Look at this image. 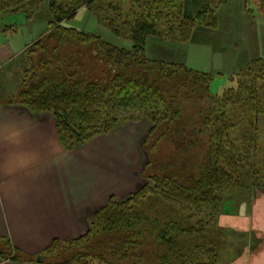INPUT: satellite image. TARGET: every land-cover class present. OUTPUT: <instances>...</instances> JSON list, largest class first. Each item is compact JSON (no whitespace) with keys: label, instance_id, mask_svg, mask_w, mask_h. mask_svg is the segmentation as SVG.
<instances>
[{"label":"trees","instance_id":"16d2710c","mask_svg":"<svg viewBox=\"0 0 264 264\" xmlns=\"http://www.w3.org/2000/svg\"><path fill=\"white\" fill-rule=\"evenodd\" d=\"M251 1L246 0L245 6L249 14H253L248 8ZM256 1L257 13L264 15V0ZM182 2L51 0L46 31L22 54L19 92L0 105L18 104L32 113L52 114L66 151L125 123L145 119L152 125L144 146L147 154L169 133L177 160L184 162L188 146L195 143L191 139L194 131L187 130L182 121L183 103L190 102L192 95L199 100L213 99L210 86L205 85L207 75L182 64L145 57L149 37L168 38L170 32L162 35L160 22L167 21L169 10H181ZM227 2L203 0L202 11L195 16L180 13L174 39L188 42L195 28L216 30L217 11ZM42 3L0 0V15L23 13L32 19ZM83 7L102 27L131 41L133 47L118 48L68 25ZM256 67L262 76L264 60ZM258 79L262 80L253 78L255 85H260ZM236 89L226 93L239 92L241 86ZM255 113L250 121L230 124L223 111L209 108L202 121L211 130L208 148L190 170L180 165L170 175L146 174L148 182L138 191L124 200L109 199L94 215L85 235L73 241L55 240L35 257L0 237V259L51 264L46 260L48 254L65 246L58 255L64 259L58 264H219L223 242L218 217L224 213L225 194L237 187L251 161L264 172V166L256 161L261 118L260 112ZM152 162L149 158L146 171Z\"/></svg>","mask_w":264,"mask_h":264},{"label":"rangeland","instance_id":"374dc122","mask_svg":"<svg viewBox=\"0 0 264 264\" xmlns=\"http://www.w3.org/2000/svg\"><path fill=\"white\" fill-rule=\"evenodd\" d=\"M50 1L43 0L39 11L32 19H27V16L23 13L7 12L0 15V39H2L0 43H7L13 52H16L27 48L37 40L46 31L47 24L51 18L49 11ZM238 1L230 0L226 5L220 7V10L218 9V26L216 30L208 31L203 28H195L191 39L182 43L174 39L178 33L182 18L180 13L195 16L203 8V0H183L181 10H169L170 16L167 21L160 22V27H162L161 34L170 32L167 35L168 38L154 36L147 39L145 44V57L147 59L182 64L193 71L207 75L205 85L210 86L213 99L211 101L207 99L199 100L196 95H192L190 102L183 103L186 110L183 113L182 121L184 125H187V130L194 131L191 139L195 143L192 146H188L187 159L184 162L177 160V156L174 154V151H176L175 144L170 139L172 136L169 133L163 132L164 136L161 137L163 139L157 143L158 146L154 151L147 154L144 146L152 125L145 119L124 124H132L134 130L139 127V131L143 135L139 144L140 152L136 153L133 151L131 153L129 169L135 173V181L132 184L134 189L129 195L138 191L148 182L144 176L153 174L170 175L172 174L171 171L178 169L180 165H186V169L190 170L197 164L198 158L208 148L211 130L210 128L207 129L202 121L206 111L212 107H216L221 112L223 111L226 120L230 124H237L242 119L250 121L252 113L260 112L258 116L261 118L259 120L261 123L258 127L260 133H257L259 154L256 161L259 162L260 167L264 166V74L261 76L258 71L259 68L256 67L259 60H264V15L257 13L256 0H252L248 7L253 9V14L247 13L246 7V13H242ZM68 25L85 33L99 36L104 42L118 48L129 50L133 47L131 41L115 35L108 28L102 27L97 22L95 15L84 7L80 9L75 19L68 22ZM22 57L23 55H19L15 60L3 65L2 69H0V91L2 92L4 89L7 92L5 96L0 97V103L10 98H16V94L19 92L20 87H17V85L20 86L21 83ZM95 71L99 72V67ZM256 76L262 78V80L258 79L260 85H255L253 81ZM238 84L241 86L239 92L230 95L226 93L228 92L227 89L237 90ZM143 127L147 128L146 134H143ZM113 131L98 137L106 136L113 133ZM173 132H171V135ZM111 143L115 144L116 148H120V144L114 138L111 139ZM186 144L188 145V143ZM149 158L154 163L152 162L150 170L146 171ZM250 164L246 167L244 175L243 173L241 174L242 176L240 175L237 187L225 194L223 205L224 212L237 213L240 210L241 214L248 215L247 219L252 218L250 213L254 201L258 198L264 199V172L261 168L254 166L252 161ZM119 170H124V168L117 166L116 171ZM254 172L257 175H254ZM124 192L128 194L129 189ZM126 194L125 197L119 200L126 199L129 196H126ZM237 222L238 226H241L244 230L247 228L245 217ZM220 232L223 242L222 250L224 245L235 249L245 245L246 242L252 244L251 233H248V236L245 235L247 239L244 235L241 236L239 234H232L229 239L226 236L227 231L225 229ZM64 249L65 246H62L59 249L56 248L55 252L48 254L47 262L51 264L62 262L64 257L59 258L58 255H62Z\"/></svg>","mask_w":264,"mask_h":264},{"label":"crops","instance_id":"0c3cea01","mask_svg":"<svg viewBox=\"0 0 264 264\" xmlns=\"http://www.w3.org/2000/svg\"><path fill=\"white\" fill-rule=\"evenodd\" d=\"M238 3L246 13V0ZM25 49L13 52L7 43H0V69ZM6 94L4 89L0 91V97ZM136 129L126 124L66 151L52 114L32 113L18 104H1L0 237L35 257L55 240L67 242L85 235L94 215L109 199L119 200L125 197L124 191L129 189L127 196L134 189L135 173L129 169L131 153L140 152L143 138L139 127ZM142 130L146 134L147 128ZM112 138L120 148L111 143ZM117 166L124 170L116 171ZM250 214L251 219L240 210L219 216L218 225L227 231L229 239L232 234L248 233L252 239V244L246 242L235 249L224 245L219 264H264V199L254 201ZM243 217L247 221L245 230L237 222ZM0 264L19 263L0 259Z\"/></svg>","mask_w":264,"mask_h":264}]
</instances>
